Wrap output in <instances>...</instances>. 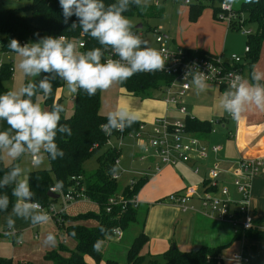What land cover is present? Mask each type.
Listing matches in <instances>:
<instances>
[{"label":"trees","instance_id":"obj_1","mask_svg":"<svg viewBox=\"0 0 264 264\" xmlns=\"http://www.w3.org/2000/svg\"><path fill=\"white\" fill-rule=\"evenodd\" d=\"M174 1H189L187 4L188 18L192 22H195L207 7L212 8L215 19L220 21L218 19L219 13L222 14L220 7L221 4L226 3V0ZM114 2L116 0H104L106 7ZM159 13L158 8L153 5L147 6L143 11L130 5V10L124 15L128 18L134 16L150 17L157 16ZM235 13L243 21L237 19L232 22L231 29L238 31V23L241 22L244 26L255 25L257 27L256 33L253 34L252 29H250L251 34L247 36L250 53L246 56L251 59L252 65L256 63L264 42V0H259L258 3H246L245 0H241L240 8ZM64 20L65 17L59 0H32L28 6L0 11V35L3 37L0 44V53H13L8 48L12 38L19 40L22 44L23 41L27 40L40 42L46 37L51 36L54 38L61 35L83 39L86 42L87 51L94 47H100L103 53L105 46L99 45L98 41L86 34L82 36L79 20L75 14L67 18V23H64ZM74 23L76 27L72 28ZM189 52L205 57H213L201 50H189ZM10 68L8 64H2L0 67V94L7 91L5 84L9 82L13 74ZM53 76H55V73L42 72L41 78V80L47 78L53 84V95L51 97L43 95L42 90L38 88L39 83H34L37 85L35 101L38 96H43L44 104L49 110L54 101L61 104L62 99H57L56 94L59 88L64 85V82L58 76L52 79ZM171 81L172 76L165 73L140 72L120 83V85L127 93L139 95L153 89H164ZM27 83L29 82H25L24 86ZM100 107L101 91L98 90L95 95L89 96L83 90H78L74 99L72 116L67 118L64 115L65 112H63L60 121L61 124H67L71 128L72 135L68 136L58 132L56 137L58 147L63 150L64 156L55 160L47 158L49 162L48 169L33 170L27 176L31 190L34 193L31 198L32 202H38L45 208L58 201L48 196L49 188L54 187L58 181L63 182V187L59 190L60 195L64 196L69 192L74 194L83 192L84 196L99 208V213L90 212L73 217L67 216L65 212L58 214L68 221V226H63L64 223H61L62 225L59 227L64 228L65 235L76 242V250L71 253L69 258H64L55 251L50 252L46 259L53 264H89L88 257L95 261H101L102 255L98 248L100 243L113 238L114 230L117 228L124 230L132 221L136 220V210L130 203L127 210L122 211L120 205H110L109 201L112 198L131 200L137 196L147 179H139L134 181L132 185L128 184L123 188L120 187L117 183L119 177L117 179L113 178L114 174L112 172V170L115 171L120 151L115 147H105L111 137L135 132L140 122L136 120L123 131L114 129L111 133H108L102 130L101 127L107 124L108 116L100 113ZM186 128L189 132L194 133L195 137L202 140L210 133L211 124L206 121L200 122L196 119L186 118ZM96 155H98L99 168L91 173H86L83 169L84 163ZM14 167L20 168L18 160L9 165L0 162V179L4 178ZM12 187L14 185L0 187V194L7 193L10 197L9 208L7 211H0V217L10 212L15 203V197L11 195ZM109 207L111 211L107 212ZM88 220L96 221L98 223L97 227L90 229L81 225V222ZM73 233H75L74 236ZM246 236L264 240V230L253 229L246 232ZM147 243L148 238L144 233L138 235L127 251L125 264H223L220 257V248L202 247L185 252L174 248L160 256L155 255L146 258L142 254V249ZM104 263L119 264L112 259H108ZM0 264H12V260L0 257ZM19 264L31 263L21 262Z\"/></svg>","mask_w":264,"mask_h":264},{"label":"clouds","instance_id":"obj_2","mask_svg":"<svg viewBox=\"0 0 264 264\" xmlns=\"http://www.w3.org/2000/svg\"><path fill=\"white\" fill-rule=\"evenodd\" d=\"M246 3H258L259 0H245ZM227 4L235 0H226ZM65 17L75 14L79 20L82 34L98 41L99 45L111 48L114 57L102 62L100 47L88 51H79L83 45H78L72 39L63 35L58 38L51 36L39 43L21 45L19 40L12 38L8 48L20 59L15 68L25 77L38 76L43 73H55L67 86L65 95L83 90L89 96L97 91H106L116 83H122L140 72H155L165 69V62L159 50L149 46L147 40L133 31L135 25L124 13L130 10V5L141 11L147 8V0H116L105 6L104 0H59ZM76 24L72 25L75 28ZM189 73H185L187 76ZM198 92L206 88L204 72L192 73ZM38 88L43 95H53V84L47 79L39 82ZM37 85L27 83L17 90H9L0 94V121H5L7 128L0 130V150H7V155L18 159L25 152L31 154L34 167L42 165L47 158L55 160L63 157L64 152L58 147L56 137L61 134L72 135L67 124H61V114L64 105L54 101L51 109L46 110L35 101ZM220 105L224 112L234 120H239L249 111L264 112V71L254 70L250 78L240 77L239 82L230 81L229 87L222 94ZM134 112L120 108L116 113H109L107 124L102 130L111 133L112 130L123 131L136 122ZM11 130V134L9 132ZM21 169L14 167L0 180V187L15 181L11 195L15 197L12 213L23 220H30L33 226L46 224L50 220L47 212H41V205L32 202L34 195L28 180L19 179ZM113 174L115 171L112 170ZM63 187L58 181L49 188L50 193H56ZM10 197L7 193L0 194V211H7ZM7 228L15 231V220L7 219ZM73 236L75 233L72 234ZM45 246L55 247L56 235L48 232L44 237Z\"/></svg>","mask_w":264,"mask_h":264},{"label":"crops","instance_id":"obj_3","mask_svg":"<svg viewBox=\"0 0 264 264\" xmlns=\"http://www.w3.org/2000/svg\"><path fill=\"white\" fill-rule=\"evenodd\" d=\"M202 14L195 22L190 21L187 17L186 22L181 21V23H178L177 27L180 25L181 28L177 29L174 34L171 35V39L169 38L172 46H179L189 50H201L212 56L222 57L223 59H228L231 55H239L244 58V78H250L254 70L264 71V42L261 46L256 63L251 65V59L245 54V48L248 46L247 39L243 41L244 44L242 45V42L234 35L236 30L231 29L226 23L216 20L211 12L204 14V16H202ZM182 27L184 29H182ZM252 31L253 34L256 33L257 28L256 30L254 28ZM240 51L243 53L239 54L238 52ZM1 64L2 63H0V65ZM224 92L225 89L223 87L213 84H206L205 90L198 92L195 85L191 83L190 90L182 98L181 105L186 109L187 118L196 119L200 122L206 121L211 124L210 133L202 138V140L199 139L201 143L208 149L218 146L220 151L217 154L209 153L206 160L198 163L195 161L186 164L182 163L185 165H182L183 168H178L179 164L175 166L160 165L156 160L157 167H160V170L155 171L156 173L150 181L147 179L145 185L139 192H141L142 189L145 192L153 188L152 196H157L155 200L160 203V207H165L161 202L163 199L162 197L171 193L173 195V193L177 194L183 192L188 185H195L198 187L203 184L204 191V185L208 180L210 169L214 165H218L220 169L218 189L219 187H226L228 189L229 194L227 199L232 202L230 206L231 211L236 215L241 197L233 184V172L237 170L241 160L264 158V112L249 111L238 121L234 120L229 114L223 111L220 105V99ZM65 97L70 100V102H73L70 98L71 94L65 95ZM171 108L172 106L168 105V112ZM176 111L178 113L177 109ZM179 116L184 118L186 122L184 116ZM174 119L175 118H172L171 120ZM213 121H216L217 125L215 127H213ZM216 127L217 131H213ZM6 128L7 124H5V122L2 124L1 122L0 130H5ZM9 131L11 130L9 129ZM189 133L191 136L195 135L194 133ZM141 144L144 145V142H141ZM2 152L3 150H0V156ZM0 162L3 163L1 158ZM195 167L199 169L197 173L194 172ZM3 179L4 178L0 180ZM250 184L251 199L249 213L253 218L254 230L262 231L264 230V170L258 177L254 178ZM8 185H15V181L10 182ZM198 193L201 195L199 190ZM215 195L220 197V194L217 192H215ZM93 205L97 207V205ZM179 208L182 211H176L175 216L176 220L182 225L181 232L175 241L171 239H169V242L164 241L161 244V250H164V252L156 255L160 256L174 248L182 252L193 251L202 247L220 248V257L223 260V264L226 259L232 264L233 256L238 254L241 250H246L250 264H264V240L250 238L246 236V233H242L241 231L238 232L237 228L229 222H222L212 218L205 213L207 210L203 207L201 199L193 198L185 207ZM8 217L15 220L14 233L12 229L7 228ZM51 220L52 219H50L48 223L51 222ZM41 225L33 226L30 220H23L16 217L11 210L0 217V230L2 231V233H0V239L9 236L13 243L16 241L20 243L19 235L24 230L38 229ZM141 233L147 236V244H149V236L144 230L138 235ZM149 234H157V231L152 233L149 228ZM111 239L116 242L122 240L117 241L114 237L108 240ZM59 243V248L55 250V252L59 253L64 258H69V253L63 245L64 243L66 244V242L64 241L63 244H61L62 242L59 241Z\"/></svg>","mask_w":264,"mask_h":264},{"label":"rangeland","instance_id":"obj_4","mask_svg":"<svg viewBox=\"0 0 264 264\" xmlns=\"http://www.w3.org/2000/svg\"><path fill=\"white\" fill-rule=\"evenodd\" d=\"M31 1L32 0H0V11L22 8L28 6ZM153 1L154 0H147V5L151 6ZM158 1L159 6L157 8L160 13L157 16H134L129 18L135 25L133 29H137L136 27L138 25H142V28L138 29V32L141 35V38L147 40L151 47H156L155 35L157 32L171 39V35L174 34L177 29L181 28L180 25L177 27L178 23H181V21L186 22L188 17V5L183 1ZM240 3L241 0H235V3H233L234 6H232L234 7V13L240 8ZM208 12H211L212 14V8H205L202 16ZM236 16L237 19H240V16ZM240 21L243 20L240 19ZM244 27L247 30H254V28L256 30L257 28L255 25L254 27L250 25L249 27ZM182 29L184 28L182 27ZM234 35L242 42V45L244 44L243 41L247 39V37L242 36L239 31L234 32ZM2 39L3 37L0 35V44ZM37 43L39 42L37 41ZM238 53L241 54L243 52L240 51ZM19 59L20 58L16 56L15 53H0V63L8 64L14 70L9 82L5 84L7 91H18L20 88L24 87L25 82L39 83L41 81L42 72L38 76L25 77L18 69L16 70L15 65L18 63ZM66 92L67 86L64 83L63 87L59 88L56 98L62 99L61 104L64 105L65 108L64 115L68 118L72 116L74 102H70V100L65 97ZM165 100L166 92L163 89H153L146 93L133 95L127 93L125 89L121 87L120 83H116L108 90L101 91L100 113L104 116H108L109 113H116L120 108L128 109L135 113L137 121L147 126V130L153 128V122L156 118L168 117L170 121L180 120L182 124H185L186 122L184 118L179 116L173 106L168 112V105ZM36 102L41 104L46 110H49L44 104L43 96H38ZM172 118L175 119L171 120ZM4 122L5 121H2V124ZM212 124L213 127L217 125L216 121H213ZM213 131H217V127L214 128ZM9 132L11 134V131ZM145 146L146 143L142 145L140 140L130 135L114 136L109 140L105 148L115 147L120 151V156L115 166V171L119 174L117 183L120 187H124L130 182L137 181L140 178H146L150 181L155 175L157 161L151 151L145 153ZM97 156L98 155L91 157L84 163L83 169L86 173H91L99 168ZM0 158L1 161L7 165L16 160L19 161L20 169L22 171L21 176L18 177L17 180H27L28 172L33 170L49 168L47 157L42 165L34 167L31 163V154L27 152L22 154L18 159H12L7 155V150H3ZM178 164V168H183L182 165L184 164ZM190 188H197L200 194L203 193V184L198 187L195 185H188L186 187V189ZM152 192L153 188H150L145 192L142 189L141 192L137 194L136 201L138 204L135 209L136 220L132 221L128 227L123 230V238L120 242L107 239L100 243L98 248L102 255V260L95 261L88 257L87 261L89 264H104V261L108 259H112L119 264H125L127 251L142 230H144L150 238L149 244L145 245L142 249V254L146 258L150 257V255L163 253L164 250H161V244L164 241L169 242V239L175 241L176 238H178L182 225L176 220L175 215L176 211L182 210L179 207L168 203L167 198H169L172 193L162 197L163 199L161 202L165 207H160V203L155 200L157 199V196H152ZM59 196L60 198L55 203V210L57 213L62 212L63 207H66L65 213L70 217L90 212L99 213V208L91 204L88 200L83 199L79 202L66 203L64 197L62 195ZM54 218L55 220L52 219L51 222L41 225L38 229L24 230L19 235L20 243H18V241L13 243L9 236L0 239V257L11 259L12 264H19L21 262H29L31 264H52L51 261L46 259V256L50 252L58 250L60 244L59 241L62 242L61 244H63L64 241L66 242V244L64 243L63 245L70 256V254L76 250V242L65 235L64 228L59 227L63 223V226H68L69 223L67 220H64L61 215ZM81 225L92 229L97 227L98 223L94 220H88L81 222ZM149 228L152 233L157 231V234L150 235ZM48 232H53L56 235L57 243L55 247L45 246L43 243L44 237ZM0 233H2L1 230ZM224 264H230L228 259L224 261Z\"/></svg>","mask_w":264,"mask_h":264},{"label":"built area","instance_id":"obj_5","mask_svg":"<svg viewBox=\"0 0 264 264\" xmlns=\"http://www.w3.org/2000/svg\"><path fill=\"white\" fill-rule=\"evenodd\" d=\"M19 1V0H17ZM188 4L189 1H185ZM153 6L158 7L159 1L154 0ZM222 14L218 15V19L221 22L226 23L229 27L232 22L237 20L236 13L233 11L232 4H221ZM238 31L242 36L247 37L251 34L250 30L245 29L244 25L238 23ZM138 35V29L135 31ZM83 36V34H82ZM141 36V35H140ZM59 37V36H58ZM54 37V38H58ZM67 37V36H65ZM69 38V37H67ZM76 42L78 45H83V48H79V51L86 50V42L83 39L69 38ZM37 43V41L27 40L23 41L21 45ZM156 47L162 54L165 62V69L163 71H155L159 73H165L172 76L171 83L164 87L166 92V103L174 106L179 115L187 118L186 109L181 105V100L185 94L190 90V84L193 81L192 73L196 71L204 72L206 75V84H213L220 87H224L226 90L229 87L230 81L239 82L240 77H244V58L239 55H231L228 59L222 57H205L202 55L191 54L189 50L172 46L168 37L161 35L157 32L155 35ZM250 53V48H245V54ZM116 58L111 48L104 47L102 62L106 59ZM2 64L0 65V67ZM10 71L14 73V70L10 68ZM189 73L185 76V73ZM148 73V72H146ZM76 93H71V100L74 102ZM230 116V115H229ZM231 117V116H230ZM154 126L147 130L145 124L140 123L138 129L128 135L134 136L141 142L146 143L144 148L145 153L151 151L160 165L175 166L178 163H190L195 161L196 163L204 161L208 158L209 153L217 154L220 151L218 146L208 149L201 141L191 136L186 128V123L182 124L180 120L170 121L167 118L154 119ZM120 131V130H118ZM145 157V156H144ZM117 164V162H116ZM160 167H157L156 171H159ZM198 167L194 168V172H198ZM264 170V158L241 160L238 164V168L234 171L233 184L241 197L238 203V211L235 215L231 211L232 202L227 199L229 191L226 187H219L218 182L220 176V169L218 165H214L208 175V180L204 185V191L199 195L196 188L185 189L183 192L173 194L167 198L168 203L177 207H185V205L193 198L202 200L203 207L207 210L206 214L212 218L222 222H229L238 232L246 233L253 230V218L249 213L250 204V183L258 177ZM119 174H114L113 178L117 179ZM133 182L130 183L132 185ZM215 192L220 194V197L215 195ZM53 194H59V191ZM63 196V195H62ZM60 197V196H59ZM66 203H72L79 200L87 199L83 192L72 193L64 195ZM110 205H120L122 211H126L129 203L134 209L137 207L136 196L131 200H125L123 198H112L109 201ZM66 207L62 208V212H65ZM41 212H47L50 219H55L58 214L55 210V204L45 208L41 205L39 209ZM111 208L107 209L110 212ZM123 237V230L117 228L114 230V238L120 241ZM232 264H250L246 250H241L238 254H235L232 258Z\"/></svg>","mask_w":264,"mask_h":264},{"label":"water","instance_id":"obj_6","mask_svg":"<svg viewBox=\"0 0 264 264\" xmlns=\"http://www.w3.org/2000/svg\"><path fill=\"white\" fill-rule=\"evenodd\" d=\"M136 28H137V29H141V28H142V25H138ZM48 196H49L51 199H53V200H58V199H59V195H57V194H53V193H50V192H49Z\"/></svg>","mask_w":264,"mask_h":264}]
</instances>
